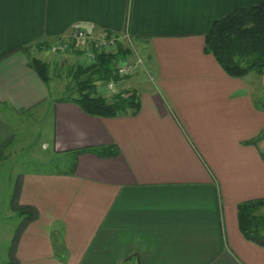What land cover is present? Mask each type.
Segmentation results:
<instances>
[{"label": "crops", "instance_id": "1", "mask_svg": "<svg viewBox=\"0 0 264 264\" xmlns=\"http://www.w3.org/2000/svg\"><path fill=\"white\" fill-rule=\"evenodd\" d=\"M260 1L0 0V158L12 141L6 112L35 108L55 154L117 150L78 154L73 173H20L14 205L37 215L0 244V264H264V248L236 222L238 203L264 198V70L228 76L203 37L214 19ZM77 28L130 34L143 66L116 86L136 90L135 114L98 117L55 102L54 67L79 55L84 63L87 47L47 49ZM31 57L49 64L46 83Z\"/></svg>", "mask_w": 264, "mask_h": 264}, {"label": "trees", "instance_id": "2", "mask_svg": "<svg viewBox=\"0 0 264 264\" xmlns=\"http://www.w3.org/2000/svg\"><path fill=\"white\" fill-rule=\"evenodd\" d=\"M204 50L210 53L221 70L231 77H242L248 73L260 74L264 70V1L239 6L231 9L221 17L214 19L205 31ZM127 52L118 43L115 52L98 53L91 63L64 61L67 82L63 93L55 102H70L84 113L98 117H114L121 114H135L139 103L137 92L133 88H121L106 95L99 90L109 78L108 66L114 63L119 54ZM29 65L40 80L46 83L50 79L49 64L36 57H31ZM58 67V65H56ZM52 77V75H51ZM116 81L117 76H112ZM264 135V131L257 138ZM92 153L96 156L115 155L114 146H90L71 150L59 159L62 168L51 171L62 174L73 173L76 157L80 153ZM57 155V154H56ZM54 161V159L52 158ZM264 198L242 201L236 205V222L240 234L264 248ZM18 213H24V223L36 218L35 209L29 206H16ZM52 249L56 254L65 252L62 242L54 234L51 236Z\"/></svg>", "mask_w": 264, "mask_h": 264}, {"label": "rangeland", "instance_id": "3", "mask_svg": "<svg viewBox=\"0 0 264 264\" xmlns=\"http://www.w3.org/2000/svg\"><path fill=\"white\" fill-rule=\"evenodd\" d=\"M47 50L49 51V48ZM78 58L76 64L82 63L81 59H84V56L79 55ZM51 74L52 78L60 80L54 84L57 89H61L62 81L68 80L64 67L59 65L54 67ZM51 86L53 83H49L52 97L62 95ZM5 115L9 119L12 141L5 147L4 154L7 155L0 158V244L8 242L10 246L12 236L20 228L21 220L25 217L24 213L16 211L14 205V188L18 175L23 171H55L62 168V163L59 160L61 155H56L52 151L51 143H47V147L43 145V142L50 141L51 132L46 124L47 120L41 119L38 108L18 114L6 112ZM259 212L264 213V207ZM5 232L8 233L9 241L8 237L7 239L2 237Z\"/></svg>", "mask_w": 264, "mask_h": 264}, {"label": "built area", "instance_id": "4", "mask_svg": "<svg viewBox=\"0 0 264 264\" xmlns=\"http://www.w3.org/2000/svg\"><path fill=\"white\" fill-rule=\"evenodd\" d=\"M76 40L85 41L87 47L84 52L85 62L88 64L93 61L95 54L115 52L118 43H121L122 47L127 50L128 54L125 58L117 59L108 66L109 78L99 86V90L106 95H111L118 90L116 81L112 76H117L118 78L128 77L139 67L143 66V59L134 48L131 36L126 31L120 34L102 32L99 35H93L77 28L51 43L48 46L49 51L51 53L70 52L73 47L72 41Z\"/></svg>", "mask_w": 264, "mask_h": 264}]
</instances>
